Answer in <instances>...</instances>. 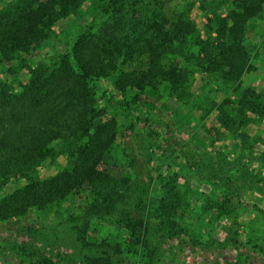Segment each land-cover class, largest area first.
Segmentation results:
<instances>
[{
	"label": "rangeland",
	"instance_id": "obj_1",
	"mask_svg": "<svg viewBox=\"0 0 264 264\" xmlns=\"http://www.w3.org/2000/svg\"><path fill=\"white\" fill-rule=\"evenodd\" d=\"M8 1L0 0V8ZM233 1L140 0L135 12L127 9L125 14L129 21L136 17L132 23L140 17L150 21L158 15L168 21L166 28L178 20L185 21L196 28L201 41L215 45L218 21L227 17ZM107 2L85 0L77 21L74 16L60 19L50 45L33 53L32 60L30 57L32 64L47 59L44 55L50 51L49 46L63 52L81 30L94 32L101 28L108 17L104 11ZM95 6L98 9H93ZM243 45L249 56L248 67L230 86L218 78L203 54L196 55L195 48L188 47L185 55L183 50L182 54L164 57V66L175 65L187 75L192 94L187 103L174 101L165 83L140 94L130 91L122 96L114 88V76L93 81L95 106L104 112L105 120L114 119L118 129L113 160L103 168L114 178L128 179L131 200L112 214H91L89 193H77L46 209H31L22 218L0 221V264H27L32 252L54 264H86L89 257L103 255L113 264H215L209 256L214 252L221 255L218 264H264V9L246 24ZM147 62L140 56L122 68L144 71ZM18 66L17 61L0 65V83L13 85L15 91L27 79ZM8 68L17 75H9ZM235 91L253 94L259 104L250 105L252 97L239 103ZM136 95L137 100L132 102ZM60 146L57 143L54 148L59 150ZM189 160L196 165L192 169H188ZM72 162L61 153L44 160L35 172L45 178L70 168ZM173 172L179 175L181 186L192 190V205L219 202L220 190L230 196L229 207L235 212L238 226L230 230L229 224H215L211 236L220 247H198L194 240L205 239L203 220L190 219L187 224L193 226L185 229L182 238L151 230L148 246L141 252V247L138 250L125 244L126 235L117 224L121 214L133 210L137 200L154 206L159 195L155 189L158 176L167 177ZM22 184L20 178L10 182L0 179V199ZM237 239L241 248L230 241ZM103 241L109 247L100 248L98 244Z\"/></svg>",
	"mask_w": 264,
	"mask_h": 264
},
{
	"label": "trees",
	"instance_id": "obj_2",
	"mask_svg": "<svg viewBox=\"0 0 264 264\" xmlns=\"http://www.w3.org/2000/svg\"><path fill=\"white\" fill-rule=\"evenodd\" d=\"M84 1L10 0L0 8V65L17 61L19 71L27 75L16 91L13 85L0 83V179L24 181L0 199V221L22 218L31 209H46L77 193H89L91 214H112L127 204L131 200L128 179L114 178L103 168L113 160L118 129L115 120H105L104 112L95 106L93 81L114 76V88L122 96L130 91L140 94L165 83L174 101L187 103L192 97L187 75L175 65L164 66L162 60L172 53L182 54L183 50L185 55L191 47L197 56H205L225 86L236 84L249 63L243 45L246 24L264 9V0H234L227 17L218 21L213 45L201 41L196 28L182 20L169 28L165 26L168 21L158 15L150 21L140 17L132 23L135 17L130 22L125 11L135 12L140 0H108L104 8L108 17L101 28L94 32L81 30L63 52L49 46L50 51L44 55L47 59H37L32 64L33 53L50 45L60 19L74 16L77 21L82 16L80 7ZM140 56L148 60L144 71L123 70ZM6 71L17 75L10 68ZM236 92L239 103L252 97L248 103L259 104L253 94ZM136 100L137 95L132 102ZM57 143H61L59 150L54 148ZM61 153L73 159L70 168L45 178L37 176V166ZM195 166L190 161L188 169ZM178 179L175 172L167 177L160 174L155 205L137 200L133 210L121 214L117 224L129 248L141 247L140 252L146 249L151 230L182 238L185 229L193 226L187 224L190 219L203 220L205 239L194 240L196 245L203 250L216 249L220 242L211 236L215 224H229L230 230L238 226L226 192L220 190L219 202L192 205V190L181 186ZM230 241L241 248L238 239ZM98 245L109 247L104 241ZM27 264L54 262L32 252ZM86 264L113 262L103 255L89 257Z\"/></svg>",
	"mask_w": 264,
	"mask_h": 264
},
{
	"label": "crops",
	"instance_id": "obj_3",
	"mask_svg": "<svg viewBox=\"0 0 264 264\" xmlns=\"http://www.w3.org/2000/svg\"><path fill=\"white\" fill-rule=\"evenodd\" d=\"M210 258L214 259V263L218 264V260L221 258V255L218 252H214L212 255H209Z\"/></svg>",
	"mask_w": 264,
	"mask_h": 264
}]
</instances>
